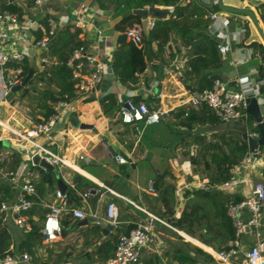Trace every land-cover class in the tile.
<instances>
[{"label":"trees","instance_id":"1","mask_svg":"<svg viewBox=\"0 0 264 264\" xmlns=\"http://www.w3.org/2000/svg\"><path fill=\"white\" fill-rule=\"evenodd\" d=\"M5 1L0 0V8L15 11L18 16L26 12L22 5L6 4ZM95 1L99 8L112 7V14L120 16L113 26L117 35L110 65L115 79L123 86L134 85L138 81V74L144 70L148 61L162 62L165 59L166 47L171 59L176 53L174 51L177 50V46H182L185 49L181 76L184 84L191 90L210 88L213 79L220 76V71L226 68L228 54L225 56L220 54L217 48L219 39L210 33L208 20L203 17L206 10H220L217 4L211 8H205L193 0L184 3L181 2L182 0ZM156 5H171L173 10L163 19H154L153 26L147 30L146 34H142L140 44H134L127 40L124 30L132 24L140 25L141 18L144 17L142 11L146 10V7H155ZM30 6L31 2H27L26 8ZM256 7L264 28V0L257 2ZM45 17L48 16L45 15ZM43 24L46 26L45 19ZM38 32L40 31L37 30L36 38L41 36V33ZM173 44L174 47H172ZM79 45H82V41L77 38V31L70 32L68 27H64L51 38L46 51L48 62L41 70L35 69L26 60L22 63L23 78L30 70L31 75L20 87L19 98H26L28 107L34 112V122L52 114L53 106L58 101L69 102L81 95L74 86L76 80L72 77L71 69L66 64L71 50ZM247 45L253 46L255 53L259 52L258 60L254 66L260 81L259 92L264 95L263 49L257 42H250ZM133 100L137 101L138 99L134 98ZM10 102H14V99H10ZM98 103L105 116L112 115L120 105V101L117 100L114 93L104 94L98 99ZM171 116L173 119L171 123L181 128L174 132L180 135V138L172 146L177 143L186 146L185 153L193 173H200L206 181L202 187L184 189L185 209L178 216H174V204L171 199L172 191L175 188V177L166 170L155 172L151 179L156 195L142 192V202L138 205L166 221L172 228L186 233L207 246L219 249L225 245L226 241L234 238V230L226 215V203L230 196H227L216 185L229 180L232 177L231 168L240 164L247 155L248 146L242 133L245 129L258 131L257 124L249 114L244 125H240L237 121L221 123L214 116L212 109L204 103L196 107L191 106L190 103L175 106L171 110ZM191 147L192 153L189 151ZM2 148L3 145L0 144V151ZM7 148V156L0 159L1 173L13 172L21 160V156L14 146L10 145ZM35 169L38 177L30 180L36 193L31 197L34 204L30 210L24 212L29 228L18 229L13 248L16 251L31 253L35 264H62L73 254L74 246L71 243H69L71 249L68 251L63 248L53 253L48 248L45 260H41L36 253V248L40 245L39 228L47 211L39 204V197L44 194L46 188L56 182L57 178L61 179V175L58 172L56 176L52 170L42 169L39 166H35ZM1 178L0 176V200H9L13 197L15 186L9 178ZM72 180L75 182V188L79 191L86 190L92 184L91 181L78 173H74ZM73 191L68 185L65 187L69 199L77 200ZM232 198L239 200L241 196L234 193ZM116 202L119 222L116 228H110L111 233L104 236L93 250L83 253L80 250L78 254L74 255V258L85 256L89 260V262L81 260L76 264H93V262L104 264L105 260L113 253L118 235L127 232L139 217L146 215L143 211L134 209L130 204L118 200ZM68 218L71 216L66 211L60 221L61 236H65L70 231L69 226L80 228L79 233L84 247L91 244L92 240L102 237L103 228L99 225L79 227L76 224L77 220H73V223L69 225ZM162 228L167 229L171 233L170 235L179 240L186 248L185 250L172 242V244H168L163 254L172 260L171 264H204L198 260L195 254L203 255L211 260V257L198 246L184 240L176 231L160 222L154 225V232L156 230L160 232ZM12 239L11 232L2 224L0 217V256L8 250Z\"/></svg>","mask_w":264,"mask_h":264},{"label":"built area","instance_id":"2","mask_svg":"<svg viewBox=\"0 0 264 264\" xmlns=\"http://www.w3.org/2000/svg\"><path fill=\"white\" fill-rule=\"evenodd\" d=\"M49 0H6V4H19L25 10L27 2H31V6L40 8ZM213 4H217L219 0H209ZM262 0L244 1L243 7L249 8L256 14L258 9L256 3ZM157 8H164L167 11L166 17L172 12L171 5H156ZM147 8V7H146ZM195 17V15H194ZM208 20L209 31L215 37H222L223 41L217 44L218 51L222 56L230 54L231 61L241 63L251 58L252 50L247 46L250 42H255L254 38H250L248 42L245 36V27L250 31V16L246 13L234 20V29L228 30L229 19L227 16L216 10H206L204 16ZM45 19L46 26L43 24ZM142 19H146V32L154 24V17L145 15ZM39 30L41 36L36 38L34 31ZM59 30L58 22L52 17L41 15L38 17H30L26 12L18 16L15 11L7 8H0V99H3L10 91L13 85L23 84L22 63L34 57L37 60L38 70H41L45 63L48 62L46 56L47 47L53 36ZM143 30L141 25L132 24L124 30L127 40L134 44H140L142 40ZM11 42V45H7ZM247 42V43H246ZM258 55V52L255 53ZM66 64L70 67L72 77L75 81V88L81 95L87 96L95 94L98 85L106 74H111L110 64H106L96 58L94 55L86 53L85 48L79 45L73 48L66 60ZM139 79V77H138ZM236 88L229 89L221 76L213 79L210 88L202 90H192L189 92L186 103L196 107L201 103L206 104L212 109L214 116L221 123L228 121H237L246 119L248 113L246 106L250 97H255L259 107L261 121L264 126V95L259 92V78L257 71L255 75L244 73L239 74L236 78ZM106 93H100L103 96ZM68 106L67 101L60 100L53 106V113L46 118H41L37 122H33L30 127L15 130L8 126L6 129L16 137V145L19 147L18 152L21 156L19 165L13 172L1 173L2 178H9L14 184L16 191L9 200H0V217L3 221L11 222L19 228L28 229L26 223V215L24 212L30 210L34 201L32 196L35 195L33 183L28 178L32 169L37 166L31 162V155L36 153L39 159L46 163L57 166H70L68 161L52 151L44 143L37 141L40 135L47 136L48 141H52L50 131L60 114ZM116 116L122 124L132 125L137 135L140 129L136 125L142 122L143 125L158 123L162 120L171 119V110L162 109L160 107L149 106L142 101H134L130 96L124 98L116 111ZM256 124V122H255ZM247 136L258 138L259 132L246 130ZM192 153V151H191ZM79 158H82L79 155ZM113 160L116 163L123 164L130 162L125 156L114 154ZM250 169L254 164H264V148L258 146L253 149L252 156L247 155L243 158ZM40 167V166H39ZM235 167V166H234ZM234 167L231 168L232 177L224 182L217 184L219 188H233L238 182L233 177ZM42 169H45L41 167ZM263 177V176H262ZM248 192L239 200H233L229 197L226 203V215L229 217L234 230V238L226 242L219 249L210 247L206 252L214 259L217 264H264V182L260 178L249 177L246 180ZM73 187V185H71ZM105 188L110 193L121 197L127 203L139 208L147 216V220H137L133 226L125 233H120L114 245V250L109 256L105 264H138L140 255L143 250L159 251L160 241L154 232L152 220H156L170 227V225L147 212L132 200L124 196H120L110 188L97 184V187H90L82 192H76L81 201H85L91 191L98 193L100 188ZM147 192L154 193L153 180L147 181ZM47 209L39 228L40 246L37 251L44 250L45 246L50 245L60 239L61 236V217L64 212H69L72 219L91 218L94 224L104 223L111 229L116 228L118 222V206L108 200L102 215L87 210V212L79 206L70 202L68 194L65 190L56 188L53 198L50 202L42 203ZM243 212H247V217L243 218ZM52 224L55 226L53 227ZM248 232L253 234V238L246 237ZM0 264H35L33 255L27 251H16L10 244L8 250L0 256Z\"/></svg>","mask_w":264,"mask_h":264},{"label":"crops","instance_id":"3","mask_svg":"<svg viewBox=\"0 0 264 264\" xmlns=\"http://www.w3.org/2000/svg\"><path fill=\"white\" fill-rule=\"evenodd\" d=\"M187 1L188 0H182L181 2L184 3ZM193 1L198 2L205 8H209L207 6L209 4V0ZM237 1L238 3H227L221 0L224 5L245 9V7H243L245 0ZM247 10L252 13L254 19H252L251 16L250 18L261 32V35H264V28L259 14H256L249 8H247ZM26 13L30 17L34 18L41 15L50 16L58 22L59 30L64 27H68L70 32L77 31V38L82 41V46L85 48L86 53L94 55L106 64H110V58L115 47V39L117 35L113 26L120 18L119 15L114 16L112 14V7L99 8L95 0H49L40 8L32 6L28 7L26 9ZM236 18H238V16H235L233 19ZM227 28L230 30L229 26H227ZM33 33L36 36L37 31H34ZM216 38H218L221 42L223 41L222 37ZM262 41L264 43L263 38L258 41L256 40L255 42L260 44ZM7 45H11V42H8ZM172 47H174V44ZM177 47V50L174 51L176 53L173 54L174 57L172 59L169 58L170 54L168 53V48L166 47L164 51L165 59H163L162 62H158L157 60L148 61L144 70L138 74V81L131 87L123 86L115 79V77L112 78L109 73L106 74L102 79V82L98 85V89L95 91V94H89L87 96L80 95L68 102V106L60 114L59 119L50 131L52 141H48V137L45 135L37 137V141L46 144L48 148L58 153L68 161L70 166H57L55 168L57 169V172L60 173L61 179L65 183V187L68 185L72 188V190H74V196L77 200L70 199L72 204L82 207L86 212L87 210H90L97 215H102L105 203L108 200H112L115 203H117V200L127 203L121 197L110 193L102 187L98 193L91 191L86 200L84 202L81 201L76 192H82L84 190L79 191L75 188V182L72 180L74 173H78L92 182V184H90L87 188L97 187V184L102 183V185L110 188L114 191V193L124 196L139 204L142 202V192L148 193V179H151L155 172L166 170L175 177V188L172 191L171 199L174 204V216H178L180 212L185 209L184 202L186 197L183 196L184 189L202 187L204 185L206 181L205 178H203L200 173H193L192 166L187 158L179 157L178 148L182 143H177L173 146L172 143L168 146L171 136L176 134L171 131L167 125L171 123L173 120L172 118L149 125H143L142 122H137L136 125L141 131L140 134L137 135L132 125L122 124L119 121L116 116V112L110 116L103 115L98 103L100 93H114L117 100L120 102L127 96H130L132 99L137 98V101L145 102L149 106H158L162 109L169 110H172L175 106L186 103L188 94L192 90L184 84L181 76V69L184 64L185 56L180 55L178 51L185 49L182 46ZM247 47L254 52L253 46ZM32 53H34V57H30L26 61L38 70L39 66L37 65V60H35L36 51L34 52V50H32ZM227 56L226 68L220 71V76L228 85V88L229 86H236L235 78L239 74L249 73L255 75V66L252 65L248 69L244 70L241 65L243 63L232 62L230 54ZM253 59L258 60L255 52L252 54L251 58L246 61L251 62ZM111 74H113V72ZM8 95L9 94H6L3 99H0V121L6 122L8 127L15 130H22L30 127L34 120L32 121L29 117L25 116L27 115L26 111L21 112L18 108H16L18 98L11 103L10 99L7 97ZM87 98L89 99L87 100ZM71 114H74L80 122L92 124L94 130L72 126L68 121V117ZM237 123L244 125V122L241 120H237ZM147 127H153L151 133L145 132ZM177 129L181 128L177 127ZM246 130L247 129L244 131ZM0 134V140H6L8 146H14L18 152L19 147L16 145V137L10 133L6 127L0 125ZM263 146L260 147L263 148ZM189 151H193L192 147ZM7 154L8 148L3 147L0 151V159L7 156ZM114 154L123 155L129 159L130 162L123 164L116 163L113 160ZM79 155H81L82 158H79ZM256 165L258 164H254L252 166V170L245 161L235 166V169L233 170V177L237 179L238 184L231 189L221 188L223 192L230 197H233L234 193L239 194L241 198L245 196V193L248 192L246 180L249 177H262V165ZM37 177L38 173L34 167L28 178L30 180H34L37 179ZM118 180H123L124 182L127 181L131 184L129 190H127L125 184H122L121 182L117 183ZM175 180H177V183ZM71 185H73V187ZM56 188H58L56 182L46 188L44 194L39 197V204L41 207H43L42 203L50 202L52 200L54 190ZM148 194L156 195V192L154 191V193ZM131 206L134 209L140 210L133 205ZM246 217L247 212H243V218ZM33 218L35 219V217ZM68 219L69 225L73 223V220H77L72 218ZM147 219L148 216L145 215L139 217L138 220ZM85 220L86 223H80L78 222L79 220H77V226L82 227L86 225H97L94 224V221L91 218L87 217ZM3 222V225L13 236L11 242L13 245L16 237L15 233L19 227L15 226L11 222ZM98 225L103 228L102 237L92 240V243L87 245V247L82 245L83 242L79 233L80 228H75V230H78L77 232L79 233L76 240L74 239L72 242L67 240V237L69 238L70 235L75 232L69 231L65 236H60V239L56 241L57 243L60 242L59 247L57 246V248L55 247L53 250L51 247L56 243L54 242L51 243L52 246L51 244L45 246L43 251H37L40 246L39 245L36 248V253L40 256L41 260H45L48 248H50L53 253L58 252L63 248H66L68 251L71 249V246L69 245V243H71L74 247L78 248L77 252L73 251L70 258L65 263H62L71 264V258H74L73 256L78 254L80 250L82 253L93 250L95 245L99 243L104 236L111 233L108 225L104 223ZM154 225L157 224L153 223V227ZM169 228L176 231L179 235H182L186 240L201 247L204 252H206V250H210V247L214 248L195 240L180 230L172 228L171 226ZM155 234L158 241L161 242L159 245V251L154 252L151 250H143L138 264H171L172 260L163 254V251L165 250V241H163L158 230L155 231ZM246 237L251 240L253 238V234L248 232ZM62 239H64V243L62 242ZM81 260H87V258L85 256H83V258H80V256L75 258L76 263H79ZM87 261L89 262V260ZM202 262H204V264H217L212 257L211 260H202ZM93 264L99 263L93 262Z\"/></svg>","mask_w":264,"mask_h":264},{"label":"water","instance_id":"4","mask_svg":"<svg viewBox=\"0 0 264 264\" xmlns=\"http://www.w3.org/2000/svg\"><path fill=\"white\" fill-rule=\"evenodd\" d=\"M207 6L210 8L212 6V2L209 1V4ZM217 6L220 9H223V10H229V11L246 13L249 16H251L252 19H254L253 16H252V13L249 10H246V9H243V8H236V7H231V6L224 5V4H222L221 0H219L217 2ZM142 12H143L144 16L147 15V16H150V17L160 18V19L165 18L166 14H167L166 9L157 8V7H147L146 10H143ZM140 25L142 27L143 33L146 34V19H142ZM262 37H263V40H264V35L263 34H262ZM30 75H31V70L28 71V73L26 74L25 78L23 79V83L26 82V80L29 78ZM20 87H21L20 84L13 85L10 88V91L8 92V94L10 92H14V91L20 89ZM234 88L237 89L236 87L229 86V89H231V90L234 89ZM246 111H247V113L249 115H251L253 117L254 121L257 124L258 132H259V137L258 138H252V137L247 136V131H244L242 133V137L247 142L248 155L252 156V151H253L254 148L264 145V126H263V123L261 121V115H260L259 107H258V104L256 102L255 97L252 96V97L249 98L247 106H246ZM68 121L74 127L86 128V129L94 130L92 124L80 122L78 120V118L74 114H71L68 117ZM179 138H180V135L173 134L171 136L170 140H169L168 146H170L172 143L176 142ZM4 143H7V141L6 140H0V144H4ZM30 159H31L32 163L37 164L38 166L43 167L45 169L52 170L55 173V175L57 176V174H58L57 169L55 167H53L52 165L46 163L45 161L39 159V157H38V155L36 153L32 154ZM261 175L264 178V164L261 167ZM56 183H57V187L60 190H64L65 183L62 181V179L57 178ZM78 222L86 223V220L85 219H81ZM152 223L157 224L158 222L156 220H152Z\"/></svg>","mask_w":264,"mask_h":264},{"label":"rangeland","instance_id":"5","mask_svg":"<svg viewBox=\"0 0 264 264\" xmlns=\"http://www.w3.org/2000/svg\"><path fill=\"white\" fill-rule=\"evenodd\" d=\"M224 2H232V3H238V1L237 0H223ZM211 8V7H210ZM216 11H220L222 14H224L225 16H227V18L229 19V28H230V30L232 29H234V20H233V18L236 16H238V17H241V16H243L245 13H243V12H235V11H229V10H223V9H220V10H216ZM251 19V18H250ZM251 21V23H250V31H248V29L245 27V36H246V40L249 42L250 41V38H254L255 40L254 41H258L259 39H262L263 37H262V35H261V32L259 31V29L256 27V25H255V23L253 22V20L251 19L250 20ZM260 44H261V48L263 49V52H264V43H263V41L262 42H260ZM179 52V54L180 55H182V56H184L185 55V51L184 50H180V51H178ZM178 52H177V55H178ZM256 59H253L251 62H247V61H243V62H241V63H243V64H241L242 65V69H244V70H246V69H248L250 66H254L255 64H256ZM19 94H20V90L18 89V90H16V91H14V92H11V94H10V96H7L9 99H17L18 98V102H16V108H18L21 112H25L26 111V113H27V115H25V116H27V117H29V119H31L32 121H33V119H34V112L33 111H31L30 110V108L28 107V102H27V100H26V98L24 97V98H19L18 96H19ZM24 114V113H23ZM241 121H243L244 122V124H245V120L246 119H240ZM11 122V121H10ZM168 125V128L171 130V131H173V132H175L176 130H178L177 129V127L175 126V125H173L172 123H170V124H167ZM154 127V126H153ZM152 127V128H153ZM152 128H150V127H147L146 129H145V132L146 133H151L152 132ZM156 128H161V127H156ZM3 145V147H8V144L7 143H4V144H2ZM263 148H264V146H263ZM185 151H186V146L185 145H183V144H180L179 145V148H178V153H179V157L180 158H187V156H186V153H185ZM256 166H261V163H258V165H256ZM255 166V167H256ZM128 168V167H127ZM260 179L264 182V178L263 177H260ZM122 183V184H125L126 185V188H127V190H129V188H130V186H131V184H129L127 181H120V180H118L117 181V183ZM175 182L177 183V180H175ZM69 229H70V232H74L72 235H70V237L68 238L67 237V240H69L70 242H72L74 239L76 240L78 237H77V235L79 234L77 231L78 230H75V228H72V227H70L69 226ZM162 231H160V236L164 239L163 241H165L164 242V244H165V249L168 247V244L170 245V243L172 242V243H174V244H176V245H179V246H181V247H183V248H185V246L183 245V244H181V242L179 241V240H177V239H175L174 237H172L170 234L171 233H169V231L167 230V229H164V228H162L161 229ZM17 232H18V230L16 231V236H17ZM180 233V232H179ZM159 235V234H158ZM180 236H182V235H180ZM182 238L184 239V240H186L183 236H182ZM193 238V237H192ZM66 239V238H65ZM195 239V238H194ZM63 241V243L65 242L64 241V239H62ZM195 240H197V239H195ZM188 241V240H187ZM198 241V240H197ZM190 242V241H189ZM171 243V244H172ZM191 244H193V245H195L194 243H192V242H190ZM60 242H56L53 246H52V244H51V248L54 250L55 249V247L57 248V246L59 247L60 245ZM74 244V243H73ZM77 245V244H76ZM197 246V245H196ZM199 247V246H198ZM200 249H201V247H199ZM77 249L78 248H76V247H74L73 248V250H74V252H77ZM185 250H186V248H185ZM203 250V249H202ZM195 256L198 258V260H200V261H206V260H208L205 256H203V255H199V254H195ZM70 262H71V264H75L76 263V261H75V258H71V260H70Z\"/></svg>","mask_w":264,"mask_h":264},{"label":"bare ground","instance_id":"6","mask_svg":"<svg viewBox=\"0 0 264 264\" xmlns=\"http://www.w3.org/2000/svg\"><path fill=\"white\" fill-rule=\"evenodd\" d=\"M1 122V121H0ZM4 126H7L6 122H1ZM1 135V134H0ZM5 135V134H4Z\"/></svg>","mask_w":264,"mask_h":264},{"label":"snow or ice","instance_id":"7","mask_svg":"<svg viewBox=\"0 0 264 264\" xmlns=\"http://www.w3.org/2000/svg\"><path fill=\"white\" fill-rule=\"evenodd\" d=\"M52 226L54 227L55 225H54V224H52Z\"/></svg>","mask_w":264,"mask_h":264}]
</instances>
